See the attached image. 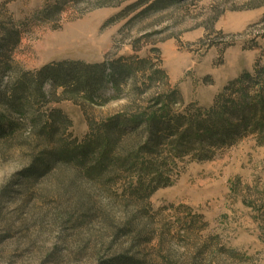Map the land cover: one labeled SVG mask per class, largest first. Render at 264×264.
<instances>
[{
  "label": "rangeland",
  "instance_id": "1",
  "mask_svg": "<svg viewBox=\"0 0 264 264\" xmlns=\"http://www.w3.org/2000/svg\"><path fill=\"white\" fill-rule=\"evenodd\" d=\"M58 1L0 0V36L4 26L22 31L11 69L0 67L3 85L64 61L135 72L121 91L106 81L101 92L114 98L103 105L63 87L53 96L51 83L48 102L28 99L41 112L63 110L69 143L89 134L88 115L149 110L164 91H179L175 112L207 113L229 82L264 66V0H64L48 17ZM33 109L23 117L0 106L4 128L27 125L0 138V264H115L122 255L145 264H264V131L186 153L172 149L171 137L142 157L163 164L168 185L137 199L133 188L150 180L141 166L97 179L73 163L43 169L44 150L55 145L30 134ZM126 226L135 231L123 235Z\"/></svg>",
  "mask_w": 264,
  "mask_h": 264
},
{
  "label": "trees",
  "instance_id": "2",
  "mask_svg": "<svg viewBox=\"0 0 264 264\" xmlns=\"http://www.w3.org/2000/svg\"><path fill=\"white\" fill-rule=\"evenodd\" d=\"M63 5L64 0H59L47 16L59 12ZM21 38L22 31L19 28L4 26L0 36V67L11 69L8 58ZM109 68L111 74L107 72ZM134 74L133 68L116 67V64L106 61L53 63L40 69L35 78L26 72L18 81L10 80L3 85L0 77V106L4 104L9 115L19 114L23 117L30 108H34L31 118H28L31 123L30 134L48 146L55 145L44 150L46 155L41 162L43 169L58 163H73L81 167L88 177L97 179L108 172H127L141 166L150 180L148 183L140 181L133 188L132 195L137 199H148L157 189L168 185L162 183V173L158 174L163 164L160 166L154 161L146 162L143 158L155 157L171 137L172 149L186 153L196 147L205 149L209 145L231 144L242 130L264 131V66L257 68L256 75L246 72L229 82L217 95L214 104L206 110L207 113H202L201 108L191 115L175 112L174 106L183 104V100L179 91L174 90L164 91L151 98L149 110L119 113L99 120L88 115L90 132L81 144L66 140L65 133L72 125V120L63 110L54 108L41 112L34 106L29 108L31 104L28 99L48 102L49 94L45 90L47 83L52 85L53 96L55 88L63 87L64 93L69 90L76 95L84 93L89 103L103 105L114 98L101 92L106 81L110 79L121 91L122 84L128 79L126 77H134ZM136 90L141 91L137 87ZM159 105L162 106L158 109ZM3 120L0 117V138L7 134L14 135L27 127L24 122L10 120L8 128H4ZM207 152H204L203 158L210 157ZM134 231V228L126 226L122 233L129 235ZM115 260L118 261L115 264H145L142 259L132 255H122Z\"/></svg>",
  "mask_w": 264,
  "mask_h": 264
}]
</instances>
